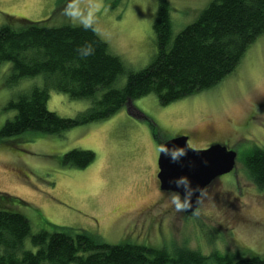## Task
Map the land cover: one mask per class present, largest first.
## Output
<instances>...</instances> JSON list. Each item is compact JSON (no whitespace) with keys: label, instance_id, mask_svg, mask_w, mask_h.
Instances as JSON below:
<instances>
[{"label":"rangeland","instance_id":"rangeland-1","mask_svg":"<svg viewBox=\"0 0 264 264\" xmlns=\"http://www.w3.org/2000/svg\"><path fill=\"white\" fill-rule=\"evenodd\" d=\"M211 1L168 0L173 36ZM99 2L97 33L126 66L115 85L123 87L130 72L157 57L159 0ZM64 3L0 0V25L5 15L73 25L62 14ZM8 72V65L0 67V129L16 115L10 102L44 84L42 77L19 80ZM89 105L87 99L49 90L47 108L61 117H76ZM179 133L190 134L195 147L217 142L237 152L234 171L206 188L193 215L175 208L156 176V146ZM257 147H264V34L233 73L202 93L168 105L151 93L106 119L61 134L0 139V192L26 202L17 210L28 217L33 234L55 225L96 234L109 244L264 256V188L243 162ZM73 149L92 151L95 159L84 168L63 164V156Z\"/></svg>","mask_w":264,"mask_h":264},{"label":"trees","instance_id":"trees-1","mask_svg":"<svg viewBox=\"0 0 264 264\" xmlns=\"http://www.w3.org/2000/svg\"><path fill=\"white\" fill-rule=\"evenodd\" d=\"M50 22L5 15L0 25V67L8 65L12 78L42 77L44 82L10 102L16 115L0 129L1 140L28 133L61 134L106 119L151 93L168 105L216 87L264 34V0H212L175 36L169 2L159 0L157 57L146 68L130 72L123 87L115 85L126 66L97 32ZM86 42L94 45L95 53L82 60L76 48ZM50 89L87 99L90 105L76 117H61L47 108ZM94 159L92 151L73 149L62 163L84 168ZM243 162L264 188V147L252 150ZM20 205L26 202L0 192V264H264L259 254L203 255L186 246L174 249L172 243V252L146 243L109 244L96 234L55 225L33 234L30 220L17 210Z\"/></svg>","mask_w":264,"mask_h":264},{"label":"water","instance_id":"water-1","mask_svg":"<svg viewBox=\"0 0 264 264\" xmlns=\"http://www.w3.org/2000/svg\"><path fill=\"white\" fill-rule=\"evenodd\" d=\"M172 145L185 146L186 154L178 161H172L169 156L161 153L158 160L160 188L162 191H180L184 194L185 189L177 188L173 182L180 176L190 179V206L184 208L186 214L194 213L202 200V196L208 186L223 175L229 174L235 169L237 152L229 149L226 145L214 143L206 149H195L188 142V136L182 135L167 141Z\"/></svg>","mask_w":264,"mask_h":264},{"label":"clouds","instance_id":"clouds-1","mask_svg":"<svg viewBox=\"0 0 264 264\" xmlns=\"http://www.w3.org/2000/svg\"><path fill=\"white\" fill-rule=\"evenodd\" d=\"M101 4L99 0H65L62 8V14L74 26L82 28L85 31L99 32L97 25V13L99 12ZM78 57L82 60L94 55L95 47L92 43H83L76 48ZM169 140V139H168ZM164 140L156 146L157 153H164L169 156L172 161H178L186 154L185 146L172 145L168 146L167 141ZM177 188L181 186L185 189L184 194L177 190L168 192L171 203L177 210L184 209L190 206V179L187 176H180L173 181Z\"/></svg>","mask_w":264,"mask_h":264},{"label":"flooded vegetation","instance_id":"flooded-vegetation-1","mask_svg":"<svg viewBox=\"0 0 264 264\" xmlns=\"http://www.w3.org/2000/svg\"><path fill=\"white\" fill-rule=\"evenodd\" d=\"M182 135H185V136H188V142H189V144L191 145V147H193V148H195V149H206V148H208V147H210L212 144H214V143H209L208 145H204V146H201V147H195L194 145H192L191 143H190V134H187V133H179V134H177V135H175V136H173V138L174 137H177V136H182ZM215 143H217V142H215ZM158 160H159V154L157 153V156H156V176H157V181H158V186H159V188H160V181H159V178H158V173H159V165H158ZM218 180V179H217ZM217 180L216 181H214V182H217ZM213 182V183H214ZM160 190H161V188H160ZM162 191V190H161ZM194 214V213H193ZM192 214V215H193ZM125 239V238H124ZM124 241V240H123ZM126 241V240H125Z\"/></svg>","mask_w":264,"mask_h":264}]
</instances>
